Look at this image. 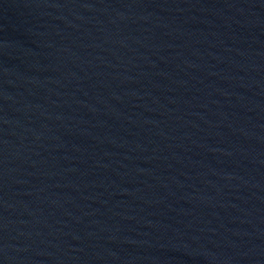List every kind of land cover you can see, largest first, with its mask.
Here are the masks:
<instances>
[{
  "label": "water",
  "instance_id": "95a60500",
  "mask_svg": "<svg viewBox=\"0 0 264 264\" xmlns=\"http://www.w3.org/2000/svg\"><path fill=\"white\" fill-rule=\"evenodd\" d=\"M0 264H264V0H0Z\"/></svg>",
  "mask_w": 264,
  "mask_h": 264
}]
</instances>
